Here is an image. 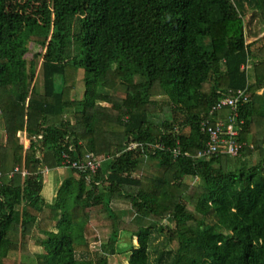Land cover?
I'll use <instances>...</instances> for the list:
<instances>
[{"label": "trees", "instance_id": "16d2710c", "mask_svg": "<svg viewBox=\"0 0 264 264\" xmlns=\"http://www.w3.org/2000/svg\"><path fill=\"white\" fill-rule=\"evenodd\" d=\"M263 34L264 0H0V264H264V47L247 45ZM238 89L230 141L256 125L254 148L198 160ZM71 143L103 167L71 169L47 203Z\"/></svg>", "mask_w": 264, "mask_h": 264}, {"label": "built area", "instance_id": "2783aa9c", "mask_svg": "<svg viewBox=\"0 0 264 264\" xmlns=\"http://www.w3.org/2000/svg\"><path fill=\"white\" fill-rule=\"evenodd\" d=\"M250 100L251 98L247 89H238L235 91H229L228 94H226L211 108L210 115L212 117L218 115L223 116L222 112L228 111L229 117L226 120L228 126L226 127L223 121L214 123L210 118L203 122V132L208 135L209 142L208 145H206V147L199 153L198 160L211 157V155L222 149V145H226V149H222L220 153L225 152L233 158H237L238 155H240V152L247 146V144L238 143L236 140L230 141V137L235 136L236 138L238 136L234 126L239 118V111L242 107L250 103ZM136 147L138 146H131V148ZM75 151L76 146L72 143L64 148L63 152H61V158H63L61 167L78 170L82 173L95 177L103 167L104 159L89 152L85 154V157L75 158L73 157ZM172 153L174 159H177L180 155H182V152L179 149H174ZM47 171L48 169H46L43 174L45 175ZM19 173L23 176L27 175L26 171L20 172L17 167L10 176L12 177L13 175Z\"/></svg>", "mask_w": 264, "mask_h": 264}, {"label": "rangeland", "instance_id": "374dc122", "mask_svg": "<svg viewBox=\"0 0 264 264\" xmlns=\"http://www.w3.org/2000/svg\"><path fill=\"white\" fill-rule=\"evenodd\" d=\"M256 41L255 40H248L247 41V45H250L251 46V50H254V49H256V48H258V49H261V48H263L264 47V34L262 35V37L261 38H259V41H257L256 43H255ZM33 57H34V54H31V55H29L28 56V59H29V61H31L32 59H33ZM81 76H80V78H79V82H78V84H77V89H76V91L74 92V96H73V98H76V99H79V100H81L82 98H84V96H85V81H84V78H85V72L82 70L81 72ZM224 114H227V111H225V112H222V115H224ZM257 133V127H256V125H254L253 126V128H252V130H251V134H250V138H249V142H248V144H247V146H249L251 149H252V145L251 144H253L252 143V140H253V137H254V135ZM246 146V147H247ZM254 148V147H253ZM254 158H255V161H254ZM254 158H249V159H251L253 162H254V164H257V163H259V159H258V155L257 154H255L254 155ZM104 167H106V165H104ZM50 171V172H49ZM48 172L49 173H53V175L54 176H56V177H54L53 175H52V177H54L53 178V180H52V183H53V188H55V187H57V189H58V185L60 184V182L61 181H63V177H60V172H59V170H48L47 171V174L46 175H44V177L46 178V181H45V185L46 184H48V180L51 178V176H47L48 175ZM64 180H66V179H68V178H74V173H73V171L72 170H69L68 168H65L64 169ZM186 181H188V182H186V185H193L194 183H195V181L194 180H192V179H189V180H186ZM51 182V181H50ZM46 195H47V193H45ZM46 195H44L43 193H42V197L46 200ZM51 200H54V198H52ZM49 203H50V201H48ZM53 202V201H52ZM51 202V203H52ZM121 210H123L124 211V207H122L121 209H118L116 212H119V213H117L119 216L121 215V213H122V211ZM122 215H123V213H122ZM124 216V215H123ZM121 217V216H120ZM125 221H129V216H124V218H123ZM127 236V235H126ZM125 237V236H124ZM127 238H122L121 240H120V244H125V242H127ZM34 246V245H33ZM33 246H31L30 248H31V251L32 252H34V251H36V252H45L43 249H38L37 247H33ZM99 246H100V242H96L95 240H93V239H90V250H91V253H92V256H91V258L93 259V258H95V254H97V253H99L100 252V248H99ZM109 264H128V260H127V258H126V256H125V254H123V253H120L119 255H117V256H115V257H111L110 259H109Z\"/></svg>", "mask_w": 264, "mask_h": 264}, {"label": "crops", "instance_id": "0c3cea01", "mask_svg": "<svg viewBox=\"0 0 264 264\" xmlns=\"http://www.w3.org/2000/svg\"><path fill=\"white\" fill-rule=\"evenodd\" d=\"M0 138L3 141L2 142V145H6L7 144V141H8V132H6L5 130H3L1 128V126H0ZM23 140H24L25 147L27 148L29 146V140L27 138H25V137L23 138ZM65 168L66 167H59V168H57V170H59V172H60V177H63V181H61L59 185L63 184V182L65 181L64 180V175H63ZM68 169L71 170L70 168H68ZM53 170H56V169H53ZM49 172H48V175L47 176H51V178L48 180V184L45 185V183H44V189H43V192H42L44 195H46L45 193H47V195L45 196L46 197V200L44 199L47 203H49L48 201H50V203L53 201L51 199L55 197V192H56V188H57V187L53 188V183H52L53 178L56 177V176L53 175L54 172L53 173H49ZM52 175L54 177H52ZM45 181H46V178H45Z\"/></svg>", "mask_w": 264, "mask_h": 264}]
</instances>
